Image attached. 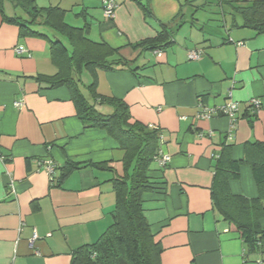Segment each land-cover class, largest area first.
I'll list each match as a JSON object with an SVG mask.
<instances>
[{"label":"crops","instance_id":"1","mask_svg":"<svg viewBox=\"0 0 264 264\" xmlns=\"http://www.w3.org/2000/svg\"><path fill=\"white\" fill-rule=\"evenodd\" d=\"M113 2L112 19L104 17L102 0H36V6L64 11L66 24L87 26L90 41L118 49L131 63L130 69L97 71L96 94L122 100L131 121L159 131V150L168 160L150 165L156 188L144 193L142 208L163 250L160 263L264 264V251L246 249L211 196L222 148L230 147L231 158L239 160L244 144L264 143V32L231 26V16L211 0L183 9V22L169 26L172 42L164 50L134 49L160 32V23L170 24L186 0ZM147 3L152 17L143 13ZM5 7L11 16V6ZM34 29L46 38L21 37L0 14V264H70L74 250L96 242L111 225L110 180L122 174L123 152L103 130L84 127L67 87L35 79L57 73L49 44L57 35ZM17 47L29 56L17 55ZM192 50L201 52L199 60L188 59ZM84 73L82 95L92 82L89 75L83 83ZM229 99L238 105L233 126L224 116L197 118L202 107ZM253 99L261 105L255 114L247 106ZM87 100L92 103L90 95ZM45 160L55 165L56 176L67 161L106 163L115 172L86 167L51 183L38 165ZM228 188L232 195L258 198L248 166ZM33 231L37 238L29 249Z\"/></svg>","mask_w":264,"mask_h":264},{"label":"trees","instance_id":"2","mask_svg":"<svg viewBox=\"0 0 264 264\" xmlns=\"http://www.w3.org/2000/svg\"><path fill=\"white\" fill-rule=\"evenodd\" d=\"M209 1L211 0H186L184 4H180L179 12L170 24L160 23L161 30L154 37L131 47L164 50L172 42L169 26H179L183 22V9L187 6L198 9ZM6 3L15 12L11 16L5 13ZM215 3L221 14L228 13L231 16V26L249 28L257 33L264 32V0H215ZM142 9L146 17L153 16L148 3ZM0 14L4 21L18 28L21 37L46 38L35 27H47L57 35L49 40L50 58L57 73L54 76H37L35 79L50 88L67 87L84 127L103 130L123 152L122 174L110 180L114 194L111 225L96 242L74 250L70 264H161L160 255L163 250L155 241L142 208L144 193L156 188L148 173L150 165L160 153L159 131L138 121H131L129 108L122 100L96 94L97 71L130 69L131 63L119 56L118 49L105 43L90 41L86 37L87 26L75 28L67 25L64 11L56 7L38 8L36 0H0ZM59 37L65 39V42ZM84 71L92 78L91 84L86 88L92 103L80 91ZM249 103L248 108H252L255 114L260 108L256 110ZM96 106L108 107L110 111L103 113ZM229 150L230 147H223L217 158L211 194L214 208L230 231L238 234L248 251H264V226L260 224V220L264 218V143L244 144L243 158L239 160L232 159ZM223 161L226 164L225 170L221 168ZM243 166H248L251 170L258 189L256 199L248 200L229 192L228 183L240 178ZM86 167L115 172L106 163L79 164L67 161L51 183H60L73 171Z\"/></svg>","mask_w":264,"mask_h":264},{"label":"built area","instance_id":"3","mask_svg":"<svg viewBox=\"0 0 264 264\" xmlns=\"http://www.w3.org/2000/svg\"><path fill=\"white\" fill-rule=\"evenodd\" d=\"M116 5L113 2V0H102V11L103 15L106 19H112L114 16ZM15 53L17 55H23L27 52L22 47L15 48ZM201 52L200 51H189L188 52V59L192 61H196L200 59ZM27 56L29 54L27 53ZM230 97V93L228 95ZM250 105L254 106L256 110L260 108V102L259 100H251ZM16 106H19V103H16ZM237 104L233 102L232 100L226 101L224 104L217 106V107H202L200 112L197 115V118L200 120H208L214 116L223 115L226 116L231 120V125L233 126V123L235 122V113L237 112ZM154 128V127H151ZM168 157L166 155H163L161 152L159 153V156L156 158V161L160 166H164L167 162ZM39 166L44 167L46 174L50 178V182L53 181L55 177V165L50 160L41 161L38 163ZM10 186H12V181L10 182ZM37 235L35 231H33V234L31 238L28 240V248L33 249L34 248V241L36 240Z\"/></svg>","mask_w":264,"mask_h":264},{"label":"rangeland","instance_id":"4","mask_svg":"<svg viewBox=\"0 0 264 264\" xmlns=\"http://www.w3.org/2000/svg\"><path fill=\"white\" fill-rule=\"evenodd\" d=\"M5 6H7V8L10 6V4L9 3H6L5 4ZM6 8V7H5ZM5 11H6V9H5ZM7 13H8V15H13L14 13H12V11L11 12H9V10L7 9ZM17 13H19V12H17ZM200 15H202V13H200ZM212 18V17H211ZM68 25V24H67ZM70 25V24H69ZM63 42H65V39H63L62 37H59ZM83 83H85V81H86V79H88L89 78V75H87L86 73H84V75H83ZM83 95L87 98V99H89V95H88V93L86 92V91H84L83 90ZM100 111H102L103 113H107V112H109L110 111V109L109 110H106V109H103V110H100ZM246 180H244V182H245Z\"/></svg>","mask_w":264,"mask_h":264}]
</instances>
